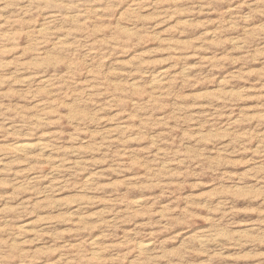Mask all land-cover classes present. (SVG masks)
<instances>
[{
  "label": "rangeland",
  "instance_id": "obj_1",
  "mask_svg": "<svg viewBox=\"0 0 264 264\" xmlns=\"http://www.w3.org/2000/svg\"><path fill=\"white\" fill-rule=\"evenodd\" d=\"M0 264H264V0H0Z\"/></svg>",
  "mask_w": 264,
  "mask_h": 264
},
{
  "label": "bare ground",
  "instance_id": "obj_2",
  "mask_svg": "<svg viewBox=\"0 0 264 264\" xmlns=\"http://www.w3.org/2000/svg\"><path fill=\"white\" fill-rule=\"evenodd\" d=\"M28 146H21V150H26V148H27Z\"/></svg>",
  "mask_w": 264,
  "mask_h": 264
}]
</instances>
